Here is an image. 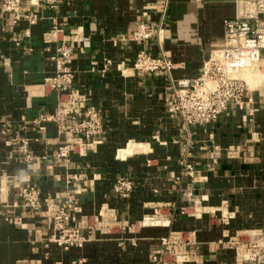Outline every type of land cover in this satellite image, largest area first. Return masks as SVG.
Listing matches in <instances>:
<instances>
[{
  "label": "crops",
  "instance_id": "1",
  "mask_svg": "<svg viewBox=\"0 0 264 264\" xmlns=\"http://www.w3.org/2000/svg\"><path fill=\"white\" fill-rule=\"evenodd\" d=\"M158 1L55 0L50 8L23 0L25 12L38 16L34 25H11L0 6V207L17 202L24 186L38 188L43 198L60 197L76 175L79 217L127 224L97 231L83 248L63 250L49 243L52 229L41 214L17 209L18 222L0 216V264H153L161 239L173 232L192 236L195 255L188 264H252L228 243L264 232V52L263 78L249 90L248 108L232 105L208 125L186 126L171 111L176 82L203 73L224 45L236 4L170 0L163 33L146 49L176 68L169 76L142 75L133 63L144 46L132 34L140 21L161 22L152 7ZM63 42L74 52L68 64L76 74L73 88L104 125L94 150L71 156L68 166L55 162L65 142L57 123L33 124L57 111L56 94L42 83L56 73L51 57ZM2 121L13 125L11 134L2 132ZM18 137L29 140L35 161L20 160ZM214 145L223 149L217 163L210 159ZM183 162L194 168L193 177ZM119 179L133 186L127 197L116 192Z\"/></svg>",
  "mask_w": 264,
  "mask_h": 264
},
{
  "label": "built area",
  "instance_id": "2",
  "mask_svg": "<svg viewBox=\"0 0 264 264\" xmlns=\"http://www.w3.org/2000/svg\"><path fill=\"white\" fill-rule=\"evenodd\" d=\"M50 8H55V0H40ZM236 17L225 23V41L222 48L215 50L205 62L203 73L195 80H178L171 99L173 117L179 118L186 126L208 125L218 119L230 106L239 109L249 107L250 87L239 75L245 71L260 70L264 52V0H235ZM2 12L8 16L9 23L16 25L26 20L34 25L38 16L25 12L23 0H1ZM160 15V23L150 21L138 22L132 39L144 48L138 53L133 69L142 75L169 76L176 64L164 54L152 56L146 44L163 33L164 20L167 17L170 0H159L152 5ZM54 32H59L57 26ZM51 52V48L48 47ZM74 55L73 48L67 43L58 45L51 57L57 63L56 73L42 83L45 91L56 94L57 111L53 115H40L33 124L42 129L43 124L55 122L65 137V142L58 147L55 162L68 166L71 156H86L93 151L104 131L103 118L96 108L89 105L88 100L73 88L76 74L68 67ZM110 62L107 64L109 65ZM106 65V66H107ZM1 130L5 134L13 132V125L1 122ZM17 153L20 160L33 162L36 160L27 138H16ZM223 154L219 145H214L210 154L213 163H217ZM188 176H194V168L186 163ZM79 177L70 175L67 190L57 198H43L36 187L24 186L19 190L18 201L12 205L0 207V216L7 222H18L13 217L14 211L22 209L41 214L49 223L52 235L50 244H56L63 250L83 248L85 244L96 239L97 231L112 232L114 229L124 230L127 224L117 219L100 220L91 216L79 217L82 209L77 204L80 190L76 188ZM132 184L119 179L116 192L127 197ZM185 233L173 232L161 239L158 252L153 256V264H188L194 259L192 239L185 240ZM245 236V238L243 237ZM231 247L237 248L241 256H247L252 264H264V232L238 235L229 240ZM23 264L25 262H22Z\"/></svg>",
  "mask_w": 264,
  "mask_h": 264
},
{
  "label": "bare ground",
  "instance_id": "3",
  "mask_svg": "<svg viewBox=\"0 0 264 264\" xmlns=\"http://www.w3.org/2000/svg\"><path fill=\"white\" fill-rule=\"evenodd\" d=\"M250 72H252V71H250ZM254 73H253V75H251V73L250 74H247V73H244L245 74V76H244V78L246 77V74H247V76H249V77H247V79H249V80H253L255 83H254V85H256V82H257V80H260L261 78H263V75H262V73L260 72V70H256V71H253ZM242 74L243 73H241L239 76L241 77V78H243L242 77ZM251 77V78H250ZM243 78V79H244ZM246 79V78H245ZM250 82V81H249ZM252 82V81H251ZM250 82V83H251ZM259 82V81H258Z\"/></svg>",
  "mask_w": 264,
  "mask_h": 264
},
{
  "label": "rangeland",
  "instance_id": "4",
  "mask_svg": "<svg viewBox=\"0 0 264 264\" xmlns=\"http://www.w3.org/2000/svg\"><path fill=\"white\" fill-rule=\"evenodd\" d=\"M247 72H248V73H247ZM242 73H243V74H242V77L244 78V76H245L244 73H247V74H250V73H251V75H253L254 72H253V71L250 72V70H245V71H243ZM247 74H246V77H245L246 79L244 78V80L247 81L249 87L251 88V87L254 86V83H255V82H254L253 80H249V79H247V77H249V76H247ZM250 78H251V77H250ZM249 81H250V82L252 81V82L250 83ZM257 81H258V80H257ZM116 230H119V231H120V230H122V229H120V228L118 229V228H117ZM182 233H184V232H182ZM185 234H187V235H185V240H189V239H191L192 236L189 235V233H186V232H185ZM243 237L245 238V236H243Z\"/></svg>",
  "mask_w": 264,
  "mask_h": 264
}]
</instances>
